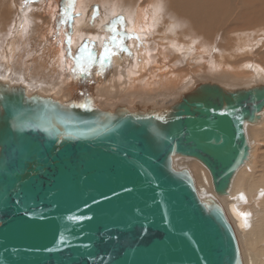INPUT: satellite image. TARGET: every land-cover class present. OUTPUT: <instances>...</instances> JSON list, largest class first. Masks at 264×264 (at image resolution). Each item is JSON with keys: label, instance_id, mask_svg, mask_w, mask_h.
<instances>
[{"label": "water", "instance_id": "obj_1", "mask_svg": "<svg viewBox=\"0 0 264 264\" xmlns=\"http://www.w3.org/2000/svg\"><path fill=\"white\" fill-rule=\"evenodd\" d=\"M263 109V83L111 108L0 84V264H242L224 209L174 162L227 196Z\"/></svg>", "mask_w": 264, "mask_h": 264}, {"label": "bare ground", "instance_id": "obj_2", "mask_svg": "<svg viewBox=\"0 0 264 264\" xmlns=\"http://www.w3.org/2000/svg\"><path fill=\"white\" fill-rule=\"evenodd\" d=\"M94 1L0 0V84L9 88H23L27 96L50 95L67 99L91 94L95 97L92 98L94 101H101L98 104L110 108L117 103L129 106L140 103L169 105L181 93L204 81L216 82L228 89L264 84V71L257 69L254 63H247L250 61L253 45L264 42V13L257 18L249 17V21L244 18L248 24H241L231 31H238L233 35L231 29L222 33L227 39L219 42L221 51L218 55H221V61L220 66L214 67V63L209 61L208 45L202 49L198 46L199 42L202 45L206 36L204 21L211 23L213 30L229 22L227 15L221 12L220 0H216L220 3L218 6L215 5V0H129L132 11L126 15L128 22L122 37L127 40L123 42L120 39L113 49L110 48L111 52L106 59H101L105 45L97 46L106 42V35H116L112 28L123 14L122 6L119 4L120 0H100V6L104 8L94 12ZM164 2L165 8L168 7L169 10H164ZM257 4H260L259 1ZM81 11L84 14L82 21L77 25L75 35L71 39L69 37L68 46L67 35H70L72 28L66 18L74 14L76 18V14ZM92 11L93 15L97 14L94 17L99 24L92 28L91 34L78 31V28L89 30ZM73 22L75 25L78 19ZM234 22L236 20L233 19L229 26ZM87 23L89 24L86 25ZM222 29L221 26L219 30L222 32ZM237 34L240 35L239 38L235 37ZM81 36L92 39V44L96 43L99 55L95 68H92L94 65L88 68L93 60L88 61L86 57L80 61L76 59L83 51V45L79 51L75 49V41ZM109 39L112 40L111 37ZM35 41L41 48L32 55V51L36 50V45H33ZM204 43L208 44L206 41ZM93 50L92 47L91 53ZM127 50L128 57L125 58L124 52ZM223 56L228 64L223 62ZM112 57L113 62L110 63ZM108 62L110 73H107L104 80V75L99 79V84V80H89L97 76L96 71L99 76L101 71H98L107 66ZM121 71L126 72L129 78L126 86L131 91L128 93H123V90L118 92L113 85L122 83L120 79H116ZM73 73H82L81 82ZM204 74L217 75L220 79ZM34 75L37 77L33 78ZM44 75L45 78L39 79L38 76ZM105 81L109 83L106 88L116 91H103L81 84L86 82L103 87ZM240 81L241 83H237ZM245 129L250 146L249 159L235 174L227 196L214 195L207 169L196 160L177 158L174 166L190 172L200 197H214L224 209L239 241L244 242L249 251L244 253L242 250V264H264V152L261 153L260 145L253 144L257 139L259 144H264V109L259 122L247 124Z\"/></svg>", "mask_w": 264, "mask_h": 264}, {"label": "rangeland", "instance_id": "obj_3", "mask_svg": "<svg viewBox=\"0 0 264 264\" xmlns=\"http://www.w3.org/2000/svg\"><path fill=\"white\" fill-rule=\"evenodd\" d=\"M72 1V0H71ZM100 0H95L94 2L96 3L95 4V6L93 7V9H95L94 10V12H98L99 11V8L101 9V8H104V7H102V6H100L101 5V2H99ZM221 1V3H222V5L219 3V2H217L216 0H215V5L216 6H218L219 4V6H220V9H221V12L222 13H225V15H227V18L229 19V22H228V24L227 25H225V24H221V25H219L220 26V28L219 27H217L216 28V30H213V29H211V27H210V24L211 23H209V22H206V21H204L203 22V25H204V27H206V36L204 37L205 38V40L204 41H206V43H208V44H206L205 45V43H204V41H202V45H200V43L201 42H199V49H202V48H205L207 45H208V53H210V54H208V57H209V61L212 63H214V67H218V66H220V64H219V61H221V58H220V56L221 55H218V52L219 51H221L220 49H219V42L220 41H222V40H224V35L222 34V33H224V32H226V31H229V29H231L230 30V32L231 31H233L234 29H236V28H239L240 26H241V24L242 25H247L248 23L245 21V19L247 20V21H249V20H251V18H249V17H252V19L254 18V17H256L257 18V16H260V15H262L263 13H264V0H220ZM258 1H259V5L257 4L258 3ZM20 2H21V0H20ZM127 4H126V3ZM235 2H237L236 4H235ZM127 5V7H126V5ZM61 4H64V2H62ZM119 4H121V6H122V8H121V12L123 13L122 14V16H120V18L118 17V22H115V27H113L112 28V30H115V36H114V33H111V34H108V36L106 35V37H108V39L106 40V42H103L102 44L100 43V45H98L97 47H102V45L104 44V45H107V47L108 48H111V49H113V47H115L117 44L116 43H118L119 41H120V39H121V41H123V42H125L127 39H124V38H122L123 36H124V34H125V32H126V25H127V22H128V16H126V15H129L130 14V12L132 11V9L129 7L130 6V4H131V2L129 1V0H120L119 1ZM124 4V5H123ZM235 4V5H234ZM246 5V6H245ZM130 8V9H129ZM235 8H237V9H235ZM263 9V10H262ZM102 10V9H101ZM164 10H169V8L168 7H166L165 8V2H164ZM260 10H262L261 12H259ZM77 11H79V10H77ZM76 11V12H77ZM238 11V12H237ZM259 13H258V12ZM93 13V11L90 13V19H91V22H90V24H91V26H89V30H87V29H85V30H83L82 28H78L77 30L78 31H81L82 33L83 32H85V33H92V28L93 27H96L99 23H98V21H97V18L96 17H94L95 16V14L93 15L92 14ZM262 13V14H261ZM81 14V15H80ZM235 14V15H234ZM75 15V14H74ZM74 15L72 16V17H70V16H68L66 19L68 20V21H70V23H69V26L72 28V30H71V33H70V35H67V44H68V46H69V37H70V39H71V36L73 37L74 35H75V30H76V27H77V25L82 21V17H83V13H82V11H81V13L80 12H78L76 15V18L78 19V22L74 25V22L72 23V21L73 20H75L76 18H74ZM79 15V16H78ZM97 15V14H96ZM233 16L235 17V18H233ZM245 16V17H244ZM247 16V17H246ZM216 17V15L214 16V18ZM245 18V19H244ZM248 18H249V20H248ZM236 20V22H234L233 24H232V26H229V24L231 23V21L232 20ZM127 20V21H126ZM187 20V19H186ZM209 25H208V24ZM89 23H87L86 25H88ZM207 24V25H206ZM221 26H222V32H221V30H219V29H221ZM121 27V28H120ZM208 27V28H207ZM125 29V30H124ZM210 29V30H209ZM107 30V29H106ZM226 30V31H225ZM241 30V29H240ZM121 31V34L119 33ZM220 31V32H219ZM242 31V30H241ZM118 32V33H117ZM218 32V33H217ZM236 32H238V31H234V32H231V34L233 35V33H236ZM99 35V34H98ZM231 35V36H232ZM240 37V35H236L235 37L236 38H239ZM112 38V40H110L109 38ZM194 37V36H193ZM215 37V38H214ZM82 38H84L83 36H81V37H79V39L77 40V41H75V44H76V47H75V49H77L78 51H79V49L81 48V45H84L85 43L86 44H90L91 45V48L93 47L94 48V50H93V53H92V56L94 57V59H95V61H94V59H93V61H92V63H90V65L88 66V68L90 69L94 64H97V57H98V55H99V53H98V49L96 48V43L94 44H92L91 43V41H92V39H82ZM133 38V36L131 37V39ZM195 38V37H194ZM228 38H229V36H228ZM130 39V40H131ZM215 39V40H214ZM222 39V40H221ZM225 39H227V38H225ZM35 40V39H34ZM87 40V41H86ZM125 40V41H124ZM133 40V39H132ZM90 41V42H89ZM97 41V40H96ZM214 43V45H212ZM204 44V45H203ZM33 45H36V50L35 51H32V55H34V54H36V52H37V50L38 49H40L41 48V45H39V44H36V41L33 43ZM103 45V46H104ZM257 46V47H256ZM29 47L31 48L32 47V45H30V43H29ZM211 47V48H210ZM127 48V47H126ZM210 48V49H209ZM97 49V50H96ZM210 50H212V51H210ZM38 52H40V50L38 51ZM76 52V51H75ZM75 52H74V54H75ZM127 52H128V50L126 51V52H124V56H125V58H127L128 57V55L126 56V54H127ZM201 52V51H200ZM212 52V53H211ZM98 53V54H97ZM95 54V55H94ZM112 54V53H111ZM250 55H251V58H250V61L248 60V64H255L256 66H257V69H259V70H263L264 71V42H263V44H259V42H257V43H255L254 45H253V47H252V49H251V51H250ZM214 56V57H213ZM224 58H223V62L224 63H226V64H228V62H227V59L225 58V56H223ZM253 57V58H252ZM213 58H214V61H213ZM216 60V61H215ZM99 62V61H98ZM113 62V57L110 59V63H112ZM216 62V63H215ZM109 62H108V65L107 66H105V67H102V69L101 70H99L98 72H100L101 71V74L98 76V73H97V71H96V77H94V78H92V79H89V80H91V81H97V80H101V78L103 77V75H104V78H103V80L105 79V76H107V73H110L109 72V64H110ZM218 64V65H217ZM96 67V65H94L92 68H95ZM111 72H112V70H111ZM194 73H197V72H193V74ZM74 75H77V77H79L80 78V80H79V82H81V80H82V78H81V75H82V73H73ZM73 74H72V76H73ZM188 75V73H186V75L185 76H187ZM205 75V74H204ZM33 76V75H32ZM47 76H49V77H51L50 75H47ZM184 76V77H185ZM205 76H208V77H212V78H215V79H217V78H219V77H217V75H210V74H206ZM216 76V77H215ZM35 77H37V75H34V77L33 78H35ZM39 77V79H43V78H45V75L44 76H38ZM113 77V76H112ZM118 77H120V78H118ZM55 78H57V77H55ZM85 78V77H84ZM96 78H98V79H96ZM114 78V77H113ZM113 78H112V80H113ZM116 79H120V82H122V83H119V85L118 86H115L116 84H114L113 83V85H114V88H116V90L119 92V90H123V93H128V92H130L131 91V89L130 88H128L127 86H126V84H128V81H129V78L127 77V74H126V72H123V71H121V73L116 77ZM128 79V80H127ZM220 79V78H219ZM100 80L99 81H97V84H99V82H100ZM71 81V80H70ZM87 83H88V81H87ZM86 82L84 83H81L82 84V86H89L88 88H90V87H92V88H95V89H98V90H102L103 89V91H116V90H114V89H112V90H110L109 88H106V86H108V84L109 83H107L106 81H105V83H104V85H103V87L102 86H99V87H96V86H93V85H91V84H87ZM237 83H241V81L240 82H237ZM111 84V83H110ZM243 84V83H242ZM121 85V86H120ZM118 88V89H117ZM112 91V92H113ZM85 97H88L87 99H92L93 98V96H91V94H85ZM95 98V97H94ZM93 98V99H94ZM92 99V100H93ZM96 103H100L101 101L99 100V101H95ZM103 104H105L104 102H103ZM257 143V145H260V150H261V153H263L264 152V144H262V143H260L259 144V141H258V139L256 140V142H253V144L255 145ZM252 147V146H251ZM201 166V165H200ZM198 167H196V169H197ZM194 173V172H193ZM194 175V174H193ZM195 177V176H194ZM195 180H196V178H195ZM198 185V184H197ZM199 186V185H198ZM201 187H203V186H201ZM246 203H248L247 201H246ZM235 232V231H234ZM235 235H236V239H237V242H238V247H239V251H240V254H241V258L243 257V254H242V250H243V252L244 253H249V251L247 250L248 248L246 247V245H244L245 243L244 242H241V241H239V239H238V237H237V234L235 233ZM242 246H241V245ZM245 247V248H244ZM247 250V251H246ZM242 260H244L243 258H242Z\"/></svg>", "mask_w": 264, "mask_h": 264}, {"label": "snow or ice", "instance_id": "obj_4", "mask_svg": "<svg viewBox=\"0 0 264 264\" xmlns=\"http://www.w3.org/2000/svg\"><path fill=\"white\" fill-rule=\"evenodd\" d=\"M111 30V29H109ZM136 39H139L138 37H136ZM70 42V39H69ZM82 53L79 57H76L77 61L83 60L85 57L87 58L88 61H92L94 59V57L92 56L91 53V45L90 44H85L82 46ZM111 49L107 47V45H105L104 47V51L101 54V59H106L108 58V55L110 54Z\"/></svg>", "mask_w": 264, "mask_h": 264}]
</instances>
